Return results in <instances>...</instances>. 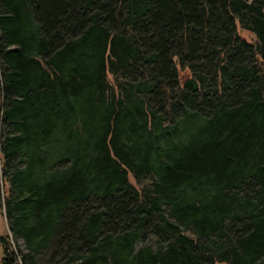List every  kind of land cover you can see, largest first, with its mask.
<instances>
[{"label": "trees", "instance_id": "1", "mask_svg": "<svg viewBox=\"0 0 264 264\" xmlns=\"http://www.w3.org/2000/svg\"><path fill=\"white\" fill-rule=\"evenodd\" d=\"M0 204V264H264V0H0Z\"/></svg>", "mask_w": 264, "mask_h": 264}, {"label": "rangeland", "instance_id": "2", "mask_svg": "<svg viewBox=\"0 0 264 264\" xmlns=\"http://www.w3.org/2000/svg\"><path fill=\"white\" fill-rule=\"evenodd\" d=\"M240 36L246 41H254L253 36L245 31L239 32ZM3 206L0 204V237L4 239V245L8 253H14L16 258L18 249H23L22 242L15 239L7 229V221L3 215Z\"/></svg>", "mask_w": 264, "mask_h": 264}, {"label": "water", "instance_id": "3", "mask_svg": "<svg viewBox=\"0 0 264 264\" xmlns=\"http://www.w3.org/2000/svg\"><path fill=\"white\" fill-rule=\"evenodd\" d=\"M244 3H248L250 0H242Z\"/></svg>", "mask_w": 264, "mask_h": 264}]
</instances>
